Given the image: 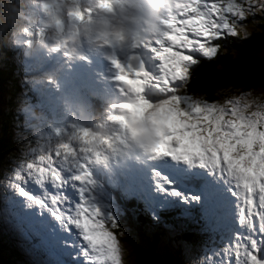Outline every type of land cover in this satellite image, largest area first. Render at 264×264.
<instances>
[{"label": "snow or ice", "instance_id": "obj_1", "mask_svg": "<svg viewBox=\"0 0 264 264\" xmlns=\"http://www.w3.org/2000/svg\"><path fill=\"white\" fill-rule=\"evenodd\" d=\"M251 10L240 0H177L167 31L142 47V62L137 59L136 68L116 64L126 102L111 119L126 128L143 113L142 122L151 121L158 137L145 173L130 187L161 223V210L199 205L195 212L205 229L223 243L205 253L206 264H264V104L250 111V94L220 104L177 93L199 63L193 54L214 58L213 41L237 35L232 18L243 20ZM112 144L106 140L104 152L94 150L82 130L79 144L31 152L7 181L13 216L43 226L66 257L57 264H124L120 241L106 226L118 227V212L110 197L98 198L90 172ZM29 182L40 193L30 191ZM69 187L78 200L65 194ZM193 211L185 207L181 215Z\"/></svg>", "mask_w": 264, "mask_h": 264}, {"label": "clouds", "instance_id": "obj_2", "mask_svg": "<svg viewBox=\"0 0 264 264\" xmlns=\"http://www.w3.org/2000/svg\"><path fill=\"white\" fill-rule=\"evenodd\" d=\"M176 10L177 0H0V43L22 47L29 60L63 54L74 62L83 59L87 50L116 69L121 58L134 63L136 51L161 38L167 31L165 21ZM29 83L59 87L52 75ZM65 106L73 116L67 128L49 123L38 104L21 105L20 112L34 137V142L27 143L30 152L55 151L68 142L79 144L80 133L86 130L94 150L104 152L105 141H113L104 157L93 162V168L107 169L110 163L137 153L146 161L152 159L158 137L151 121L142 122L143 113L122 128L111 119L119 111L118 105H110L104 116L84 122L75 119L67 102Z\"/></svg>", "mask_w": 264, "mask_h": 264}, {"label": "rangeland", "instance_id": "obj_3", "mask_svg": "<svg viewBox=\"0 0 264 264\" xmlns=\"http://www.w3.org/2000/svg\"><path fill=\"white\" fill-rule=\"evenodd\" d=\"M244 6L245 8H248V5ZM256 6L257 11L254 12L255 17L251 22H246V19L239 20L238 18H232L237 21V34H240L241 32L246 33L252 29H257L264 32V1L261 2L260 0H258ZM246 13L248 14L249 19L253 18V14L250 13V11ZM213 44H215V41H213ZM4 45L7 44L0 43V68L4 63L6 55L3 51ZM8 46L14 47L16 49V54H19V70L24 73V76L25 74H28L30 78L23 79V76H20L17 79L18 85L23 84L22 90L18 92L14 91V82L11 79H8V81L3 85V90H0L1 123L6 122V120H3V116L5 114H9L11 120L9 123L10 132L8 135L11 138L10 150L13 152V154L7 153L5 155L6 161L4 164V168L0 170V238H2L3 235L5 237L9 235V239L11 236H16V242H18L26 249L27 255H23V258L26 257L27 261H25L23 264H57V260L66 259V257L60 256L59 249L56 248L54 241L48 236L43 226L39 222L30 220H26L25 224L20 223L17 218L13 216L10 208V201L14 193L10 188H8L7 181L14 169L18 167L21 161L31 158V152L29 150L31 148V145H27V143L34 142L32 131L27 126L25 117L20 112V107L25 102H30L33 105L38 104L46 113L49 123L53 124L56 127L63 126L67 128L68 125L73 122V116L68 114L65 106L66 102L71 106V110L74 113L75 119L84 122L96 116H104L106 110L109 109L110 105L120 104V99L117 97L118 99L114 103H106V106H104L105 111H103L102 109L100 111L99 108H101L103 105H100V107L98 108L97 105L86 102L85 99L81 95H79V92L85 85H94L93 76L98 72V69L96 68H93V70L87 69L86 59L90 57L89 54L84 53L83 59L74 62L68 61L63 54H55L48 58H45L43 55L39 56L41 59H44L43 63L47 65L46 67L52 68L51 75L55 78L56 84L59 86L57 89V87H54L50 83L44 86H34L33 84L29 83V81H34L45 76L42 74V71H38L37 68L31 66L32 63L37 62L39 57L31 60L26 59L22 47L11 46L9 44ZM260 48L264 51V41L262 42ZM258 52H252L251 61L257 63V61L259 62L264 60V58H261L259 55H257ZM193 55L200 54L194 53ZM125 60L126 57L121 58L120 62H124ZM250 63L252 62H244L243 64L237 65L235 64L234 69H241V74L244 75L246 71L251 72L252 66ZM130 65L133 68L137 67L136 62L130 63ZM246 79H251L253 84H258L259 81H261L258 78L257 74H253L252 72L250 77H246ZM118 84V81L108 82L106 84V89L112 93H115ZM30 92L37 94L36 96H32ZM45 94H47V98L42 100V97H44ZM242 94L243 93L237 92L236 94H234V97H239ZM248 94H250V97L248 99L255 102L261 101V104H264V89H257L256 86L253 88V91L248 92ZM121 95V103L126 102L125 97L122 93ZM153 99L158 98L153 97ZM41 101L43 103H41ZM45 130H47V126H45ZM147 166L148 164L142 167H138V169H120L121 172H119L118 169L112 167H108L107 169H105L104 167L90 168V172L92 174L94 182L96 180V177H100L101 175L110 177L108 184L106 183V187L102 184H96L98 189V198L102 199L103 197H110L114 205L113 211L118 210L119 213L125 212L127 210V208L124 207V205H126L125 203H131L132 205L133 203H135V201L132 199L138 198L137 192L132 187H130V185L138 182L142 178L147 169ZM27 187L30 191H33L35 193H40L41 191L38 186L31 182H29ZM166 187L168 186L166 185ZM2 189H4V193L1 191ZM48 190L49 192L55 191V189H53L50 185L48 186ZM116 192H119V194L125 196L128 199L125 201L118 200L119 195H115ZM65 194L69 195L74 200L79 199L78 195L70 187L65 190ZM94 194L96 193L94 192ZM16 198L22 199L20 197ZM185 207H191L193 209V207L199 208V205L194 202L189 206L181 205L180 208L165 210L167 211L169 216H172L173 221L166 223L171 225L170 228L164 227V223H161L160 221H154L150 213L148 214V216L152 218V222H155L156 225L158 224L161 225V227L163 226L162 228L166 233L165 235L168 241H172L174 244L177 243V241H173L175 240L174 238L180 235L181 231H183V229L187 225H190L191 230L200 232L201 234L203 233L200 239L201 245L196 250L195 246H190L191 248H189V250L192 249L194 251V256L190 255V257H188L186 260V264H206V262L203 260V257L205 253L213 247L219 248L217 247L219 244V238L215 233L209 232L205 229V222L203 219L200 220V223L202 222L200 226L198 225V223H193L198 215L195 211H193V214L191 216L181 215V210ZM195 213L197 215H195ZM45 215H47V213H45ZM160 216L163 221V217L161 214ZM135 217L136 215L132 216L133 219ZM106 226L109 227V224ZM75 231L76 230L73 228V232ZM206 232H209L210 235H208V233ZM117 238L120 241L119 237ZM161 238L162 239H160V241H162L163 243H167L164 235H162ZM121 247L123 250L124 264H132L127 259H125V251L122 245ZM170 247L172 246L170 245ZM13 259L14 258L8 256H0V264H6L7 260ZM7 264H19V262L15 263L14 261H7Z\"/></svg>", "mask_w": 264, "mask_h": 264}, {"label": "trees", "instance_id": "obj_4", "mask_svg": "<svg viewBox=\"0 0 264 264\" xmlns=\"http://www.w3.org/2000/svg\"><path fill=\"white\" fill-rule=\"evenodd\" d=\"M257 1L258 0H240L244 5H248L247 7H249V5L252 7L250 13L253 14V18L249 19L246 13V22H251L254 19V12L257 11ZM260 1L263 2L264 0ZM263 41L264 32L257 29H252L246 33L241 32L237 35H226L224 38L216 40L215 44L218 46L216 56L212 59H208L201 55H195L199 63L191 67L190 79L186 82L185 86L179 89L177 94L199 98L209 103L216 102L223 104L224 101L235 98L234 94L237 92L248 94V92L253 91V88L256 86L257 89H264V60L257 61V63L251 61L252 52L256 53L259 50L257 55L264 58V51L260 48ZM14 49V47H9L8 44L3 46V51L6 55L4 63L0 68V90H3V85L8 79H11L14 82V91L18 92L22 90L23 84L18 85L17 79L20 76H23V79L30 78L28 74L24 76V73L19 70V54H16V49ZM244 62H252L250 63L252 66L251 72L257 74L258 78L261 80L258 84H253L251 79H246V77H250V71H246V73L242 75L241 69H234L235 64H243ZM39 64V62H34L31 66L37 68L38 71H42L44 75L52 74L51 67L40 69ZM30 94L36 96L37 93L30 92ZM249 97L250 95L248 98ZM157 98L159 99L158 96ZM41 103L43 102L41 101ZM259 104H261V101L255 102L250 111L255 110L256 105ZM3 118L6 122L1 123L0 118V170L4 168L6 161L5 155L7 153L13 154L10 150L11 138L8 135L10 132L9 123L11 117H9V114H5ZM100 183L106 187L107 178H101ZM1 191L4 193V189ZM115 195H119L118 200L121 201L128 199L119 194V192H116ZM132 200L135 201L132 205L131 203H125L127 205H124V207L127 208L125 212L119 213L118 210L114 211L118 212V227L111 228L109 224L111 231L120 239V243L125 251V259L132 264H186L187 258L190 257V255L194 256V251L192 249L189 250V248H191L190 246H195L196 250L201 245L200 239L203 233L201 234L200 232L193 231L190 225H187L183 231H181V234L174 238L175 240L173 241H177V243L174 244L172 241H168L165 235L166 233L162 228L163 226L161 227V225H156L155 222H152V218L148 216L149 212L145 210L144 202L139 198H133ZM196 209L198 208L193 207L194 211ZM160 214L163 217L164 224L173 221L172 216H169L167 211L161 210ZM133 215H136L134 219L132 218ZM195 215L197 214L195 213ZM200 220L201 219L197 215L193 223H198L200 226L202 223H200ZM206 233L210 235L209 232ZM162 235L165 236L167 243L160 241ZM16 241V236H11L9 239V235L6 237L3 235L2 238H0V256L14 258L13 260H7L8 262L14 261L15 263L19 262V264H23L27 261L26 257L23 258V255H27L26 249ZM170 245L172 247H170ZM217 247H223V243L220 240Z\"/></svg>", "mask_w": 264, "mask_h": 264}]
</instances>
